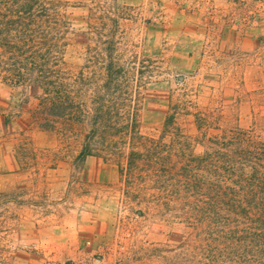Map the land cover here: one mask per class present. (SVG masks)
<instances>
[{"label":"rangeland","instance_id":"374dc122","mask_svg":"<svg viewBox=\"0 0 264 264\" xmlns=\"http://www.w3.org/2000/svg\"><path fill=\"white\" fill-rule=\"evenodd\" d=\"M0 93V264H264V0H0Z\"/></svg>","mask_w":264,"mask_h":264},{"label":"crops","instance_id":"0c3cea01","mask_svg":"<svg viewBox=\"0 0 264 264\" xmlns=\"http://www.w3.org/2000/svg\"><path fill=\"white\" fill-rule=\"evenodd\" d=\"M11 100H15V97L0 93V178L6 181H11V178L16 177V175H24V171L21 166L22 162L16 152V149L14 148L15 134L11 133V131H7L13 124L8 123L6 118L8 115H10V111L13 109L10 105ZM40 100L41 99L38 100L36 108L42 109V102ZM37 113L38 112H36L35 114ZM33 120H35V124L39 128V132L42 131L49 134L52 133V130L45 127L43 123L39 121L38 117H35ZM81 148L83 149L84 146L82 145ZM89 157L90 155H87L84 159L81 160L85 162Z\"/></svg>","mask_w":264,"mask_h":264},{"label":"trees","instance_id":"16d2710c","mask_svg":"<svg viewBox=\"0 0 264 264\" xmlns=\"http://www.w3.org/2000/svg\"><path fill=\"white\" fill-rule=\"evenodd\" d=\"M3 41H5L4 38H2V42ZM30 58H33L34 59V56L33 55L30 56ZM44 90L46 91L47 89H44ZM56 92L58 94L57 98L59 99V102L61 103V101L64 99L63 97H61V95L63 93L61 91H56ZM103 122H105V123H103ZM94 123L95 124H101V125L113 124L112 121H110L109 116L107 114H105V113H103V114H99V113L96 114V120L94 121ZM132 140L134 142L135 138L132 137ZM89 152H90L89 145L84 146V148L81 151V157H82V159H84L87 155H90ZM137 154L138 153L135 152L134 150H132L130 152L128 168H132L131 166H133L135 168V165H136V163H135L136 162V158L135 157H136Z\"/></svg>","mask_w":264,"mask_h":264}]
</instances>
